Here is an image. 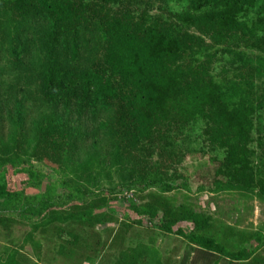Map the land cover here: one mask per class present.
I'll return each instance as SVG.
<instances>
[{"label": "trees", "instance_id": "obj_1", "mask_svg": "<svg viewBox=\"0 0 264 264\" xmlns=\"http://www.w3.org/2000/svg\"><path fill=\"white\" fill-rule=\"evenodd\" d=\"M3 59L19 74H31L35 62L45 69L36 92L7 85L26 90L44 113L16 123L11 139L0 136V206L41 220L54 212L57 202L45 203L50 188L33 196L16 188L20 172L25 185L42 182L31 160L69 174L56 184L82 197L77 185L89 182L94 165L79 157L89 137L80 118L110 141L109 166L124 180L168 191V181L182 177L177 167L196 153L208 156L191 177L198 190L239 189L264 200V0H0ZM104 204L83 199L68 216L92 218ZM158 206L164 216L155 226L186 238L193 262L237 264L263 245L257 233L230 251L198 233L210 227L202 214ZM131 209L150 218L158 211ZM179 220L195 230L174 231Z\"/></svg>", "mask_w": 264, "mask_h": 264}, {"label": "rangeland", "instance_id": "obj_2", "mask_svg": "<svg viewBox=\"0 0 264 264\" xmlns=\"http://www.w3.org/2000/svg\"><path fill=\"white\" fill-rule=\"evenodd\" d=\"M174 4H171L173 10L181 7ZM79 61L84 63L83 59ZM44 69L41 63L35 62L31 74H19L20 67L12 61H0V136L11 139L19 130L16 123L22 119L29 123L44 113L36 102L24 95L26 90L19 91L17 87V92L13 93L7 86L18 82L20 87L27 86V91L36 92L40 85L39 74ZM77 123L80 131L89 132L86 147L79 157L82 162L94 165L89 182L77 185L83 192L82 197H69L65 189L56 184L60 179H69V174L52 171L31 160L33 169L43 174L42 182L37 186L25 185L26 175L20 172L15 176L16 188L31 196L50 188L45 203L57 204L49 209L54 212L50 215L48 212L44 220L0 206L3 219L0 221V264H181L185 252L189 253L187 264L204 263V260L193 262L194 246L187 244L186 238L163 233L155 226L164 216L158 204H164L174 215L184 210L202 214L210 227L198 233L212 237L230 251L240 248L250 236L260 234L262 247L237 264H264V200L239 189L198 190L191 177L208 163V156L195 153L186 157L177 167L183 178L169 180L171 188L163 192L158 187H145L137 179H122L115 168L109 166L110 141H105L89 121L83 122L80 118ZM91 198L104 199L105 203L93 211L92 218L68 216L70 209L75 211L74 206ZM133 204H153L158 211L154 218L138 216L131 209ZM98 213L106 214L105 219L99 222L93 219ZM176 229L183 233L195 230L192 223L182 220L173 226V230ZM210 264L225 263L217 257Z\"/></svg>", "mask_w": 264, "mask_h": 264}]
</instances>
